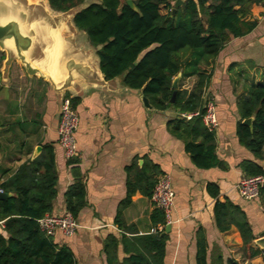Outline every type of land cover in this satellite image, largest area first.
<instances>
[{
  "label": "crops",
  "instance_id": "0c3cea01",
  "mask_svg": "<svg viewBox=\"0 0 264 264\" xmlns=\"http://www.w3.org/2000/svg\"><path fill=\"white\" fill-rule=\"evenodd\" d=\"M247 19L256 21L249 34L232 38L215 58L199 66L208 78L203 104L212 100L215 105V154L224 169L195 167L183 142L166 129V123L179 114L173 108L160 111L145 107L141 90H131L119 82L107 89L83 85L72 92L78 116L74 134L77 155L72 159L74 164H69L56 132L58 95L45 80L29 77L17 62L10 65L4 81V59L0 60V183L34 159L36 147H41L39 155L43 146H52L57 195L51 215H61L66 211L64 193L74 182L71 170L79 169L86 206L75 219L78 228L71 237L60 232L50 237L55 247L70 250L74 264H106L103 247L108 236L119 239L123 234L128 238L149 235L156 227L151 221L156 208L139 190L122 211L126 232L115 223L117 209L126 197V168L133 162L138 167L145 162L157 165L160 175H169L175 193L170 231L165 235L164 264H195L198 230L205 238L207 264H226L229 258L237 264L263 263L264 249L255 241L264 237V193L246 201L239 196L237 184L243 177L239 169L242 161H253L264 170V148L263 160L259 161L239 144L236 103L247 96L252 85L264 83V4L252 5ZM197 80V75L180 76L178 89L191 91ZM210 183L218 187L216 198L207 192ZM216 201H230L245 213L254 236L245 250L234 226L223 233L218 231L213 215ZM2 229L3 223L0 232ZM256 250L260 253L251 256ZM127 256L119 247L118 258Z\"/></svg>",
  "mask_w": 264,
  "mask_h": 264
},
{
  "label": "trees",
  "instance_id": "16d2710c",
  "mask_svg": "<svg viewBox=\"0 0 264 264\" xmlns=\"http://www.w3.org/2000/svg\"><path fill=\"white\" fill-rule=\"evenodd\" d=\"M132 1L136 11L130 9L125 0H92L89 3L87 0H48V4L57 12L85 4L74 16L73 23L95 49L105 79H117L124 87L141 90L155 110L173 108L179 115L166 123V129L183 142L191 163L199 169H224L215 154L214 131H208L202 122V97L208 78L199 66L202 61L215 58L232 38L243 37L256 27V21L247 17L252 5L264 4V0H184L175 13L171 10L176 0ZM178 73L181 79L197 75L198 80L191 91L178 89L174 102L170 103L171 84ZM236 109L240 119L236 125L239 144L255 160H263L264 83L252 85L247 96L236 103ZM196 111L200 116L189 120L180 116ZM249 118H252L251 127L242 123ZM68 162L74 164L72 159ZM239 169L243 177L264 175L262 167L250 160L242 161ZM71 173L74 182L64 193V202L66 211L76 219L86 206V191L79 169L73 168ZM126 174V197L115 218L119 229L125 232L123 209L137 190L150 198L161 173L155 164L145 162L138 167L133 162L126 168ZM56 183L57 169L53 148L49 145L43 146L39 155L0 183V190L9 195L0 200L4 232H0V264H74L70 250L55 247L37 223L52 212ZM207 192L216 198L219 190L210 183ZM213 215L220 233L231 226L238 230L243 250L254 240L246 215L237 205L216 201ZM151 221L154 226L165 224L164 213L154 209ZM166 242L167 236L162 233L130 238L123 234L119 239L108 236L103 247L106 264H164ZM119 247L128 255L121 260ZM259 253L256 250L250 255ZM206 256L205 238L198 230L195 264H207ZM226 264L237 263L229 258Z\"/></svg>",
  "mask_w": 264,
  "mask_h": 264
},
{
  "label": "water",
  "instance_id": "95a60500",
  "mask_svg": "<svg viewBox=\"0 0 264 264\" xmlns=\"http://www.w3.org/2000/svg\"><path fill=\"white\" fill-rule=\"evenodd\" d=\"M125 2L136 11L132 0ZM181 4L182 0H176L171 12L175 13ZM84 6L57 12L50 8L48 0H0V52L5 55L1 68L3 80L7 78L10 65L17 62L29 77L50 84L59 97V106L65 94L73 98L72 92L83 85L107 89L110 84L119 82L105 79L95 49L87 46L85 33L73 23L74 16ZM180 76L178 73L172 81L170 103L174 102ZM142 102L150 108L146 98L143 97ZM242 123L251 127L252 118ZM40 150L41 147L34 149L33 158ZM8 196L0 192V200ZM169 231L167 225L162 235ZM255 243L264 249V237Z\"/></svg>",
  "mask_w": 264,
  "mask_h": 264
},
{
  "label": "built area",
  "instance_id": "2783aa9c",
  "mask_svg": "<svg viewBox=\"0 0 264 264\" xmlns=\"http://www.w3.org/2000/svg\"><path fill=\"white\" fill-rule=\"evenodd\" d=\"M204 113L201 115L202 122L208 131L213 132L217 125L215 105L212 100L203 105ZM186 120L200 116L199 111L194 113H183L180 115ZM78 128V116L72 106L71 96L65 94L62 98L59 111V122L57 126L58 144L63 151L64 158L68 161L76 157L77 149L75 143V132ZM264 187V175L253 177H242L237 184L239 196L246 201H252L259 197L260 190ZM0 192H2L0 190ZM174 190L170 177L167 174L159 175L153 188L150 201L152 205L164 213L165 224L157 225L150 231V234L163 233L166 226L171 223L170 213L174 202ZM3 222H0L2 224ZM40 231L48 238L54 236L56 232L62 233L66 237L75 234L78 228L77 222L68 211L61 215L46 214L37 220Z\"/></svg>",
  "mask_w": 264,
  "mask_h": 264
},
{
  "label": "rangeland",
  "instance_id": "374dc122",
  "mask_svg": "<svg viewBox=\"0 0 264 264\" xmlns=\"http://www.w3.org/2000/svg\"><path fill=\"white\" fill-rule=\"evenodd\" d=\"M91 0H88L87 1V3H89ZM1 57H2V54H1V52H0V60H1Z\"/></svg>",
  "mask_w": 264,
  "mask_h": 264
}]
</instances>
